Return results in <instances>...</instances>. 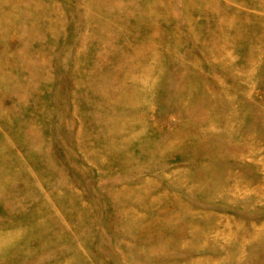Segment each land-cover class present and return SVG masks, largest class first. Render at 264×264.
<instances>
[{
  "label": "rangeland",
  "instance_id": "374dc122",
  "mask_svg": "<svg viewBox=\"0 0 264 264\" xmlns=\"http://www.w3.org/2000/svg\"><path fill=\"white\" fill-rule=\"evenodd\" d=\"M0 264H264V0H0Z\"/></svg>",
  "mask_w": 264,
  "mask_h": 264
}]
</instances>
